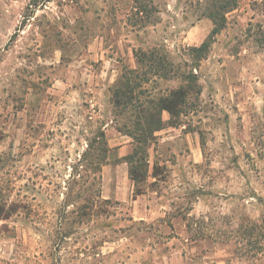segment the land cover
<instances>
[{"label": "rangeland", "instance_id": "obj_1", "mask_svg": "<svg viewBox=\"0 0 264 264\" xmlns=\"http://www.w3.org/2000/svg\"><path fill=\"white\" fill-rule=\"evenodd\" d=\"M205 5L0 0V264H264L240 244L264 225V0L226 15L194 70L200 96L150 150L143 195L117 164L116 76L140 48L193 62L214 29Z\"/></svg>", "mask_w": 264, "mask_h": 264}, {"label": "trees", "instance_id": "obj_2", "mask_svg": "<svg viewBox=\"0 0 264 264\" xmlns=\"http://www.w3.org/2000/svg\"><path fill=\"white\" fill-rule=\"evenodd\" d=\"M237 7L238 0H206L203 15L213 22L214 29L202 46L188 50L194 58L193 62L177 64L170 59L164 48H140L134 51L136 68L124 69L116 83L110 87L116 128L132 140L133 146L132 152L118 159L117 164L128 165V176L135 186V197L145 193L144 187L151 169L150 150L159 143L158 133L170 127H179L191 98L200 96V78L194 70L199 69L201 60L208 54L212 39L225 28L226 15ZM137 8L138 14L144 16L149 6L140 3ZM166 80L176 82L177 87L166 94L161 91L155 94L149 89V84L159 88V82ZM165 113L169 115L168 120L164 119ZM101 138L102 141H98L99 151L109 154L112 149L104 131L101 132ZM153 169L154 177L161 175L159 172L162 170L157 163ZM250 226L243 232V236L240 235L241 247L251 248L252 254H255L257 248L258 253H263L264 225L259 223Z\"/></svg>", "mask_w": 264, "mask_h": 264}, {"label": "crops", "instance_id": "obj_3", "mask_svg": "<svg viewBox=\"0 0 264 264\" xmlns=\"http://www.w3.org/2000/svg\"><path fill=\"white\" fill-rule=\"evenodd\" d=\"M207 19H209V18H207ZM210 20V19H209ZM211 21V20H210ZM212 22V21H211ZM135 58V57H134ZM135 60V59H134ZM136 62H135V66L134 67H131V68H136ZM119 74L120 73H118V75L116 76V78H115V81H114V84L116 83V81H117V78H118V76H119ZM164 119L165 120H168L169 119V115L167 114V113H165L164 114ZM170 128H173V127H170ZM164 131V130H163ZM162 132V131H161ZM161 132H159L158 133V136H159V134L161 133ZM121 134V133H120ZM123 136V135H122ZM123 138H127V139H129V140H127L126 141V145H120L119 147H118V149H119V151L121 152V151H124V150H126V153L123 155H121V158H123V157H125V156H127L128 154H130L131 152H132V150H131V148H133V146H132V144H131V142H132V140L128 137V136H123ZM127 165V164H126Z\"/></svg>", "mask_w": 264, "mask_h": 264}]
</instances>
